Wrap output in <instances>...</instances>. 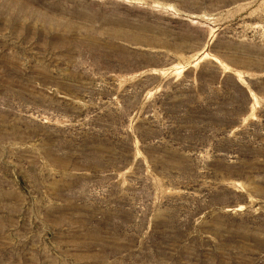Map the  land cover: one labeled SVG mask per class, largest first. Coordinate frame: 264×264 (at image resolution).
Masks as SVG:
<instances>
[{
    "label": "rangeland",
    "instance_id": "374dc122",
    "mask_svg": "<svg viewBox=\"0 0 264 264\" xmlns=\"http://www.w3.org/2000/svg\"><path fill=\"white\" fill-rule=\"evenodd\" d=\"M0 264H264V0H0Z\"/></svg>",
    "mask_w": 264,
    "mask_h": 264
},
{
    "label": "trees",
    "instance_id": "16d2710c",
    "mask_svg": "<svg viewBox=\"0 0 264 264\" xmlns=\"http://www.w3.org/2000/svg\"><path fill=\"white\" fill-rule=\"evenodd\" d=\"M198 78H199V75H198ZM199 79H200V78H199ZM235 84L237 85V87H239V89L242 91V93H243V95H244V97H245V100H246L245 105H248V103L250 102V93H249V91H248L246 88H244V87L239 83L238 80H235Z\"/></svg>",
    "mask_w": 264,
    "mask_h": 264
}]
</instances>
